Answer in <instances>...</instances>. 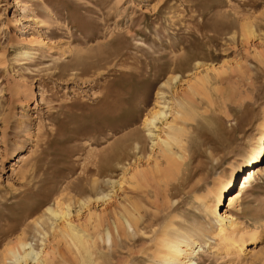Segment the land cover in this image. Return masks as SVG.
I'll use <instances>...</instances> for the list:
<instances>
[{
  "label": "rangeland",
  "instance_id": "374dc122",
  "mask_svg": "<svg viewBox=\"0 0 264 264\" xmlns=\"http://www.w3.org/2000/svg\"><path fill=\"white\" fill-rule=\"evenodd\" d=\"M157 102L167 116L148 137ZM172 107L193 112L174 120ZM263 121L264 0H0V264L24 237L44 264H165L162 239L186 235L197 264H264V157L244 197L213 213ZM164 131L183 142L174 169L154 145ZM59 200L66 220L47 214ZM220 212L247 257L225 253ZM128 213L140 218L124 235Z\"/></svg>",
  "mask_w": 264,
  "mask_h": 264
},
{
  "label": "bare ground",
  "instance_id": "6f19581e",
  "mask_svg": "<svg viewBox=\"0 0 264 264\" xmlns=\"http://www.w3.org/2000/svg\"><path fill=\"white\" fill-rule=\"evenodd\" d=\"M248 34L249 35H254L252 29L250 28V30L248 29L247 30ZM251 37V36H250ZM102 56V55H101ZM95 57V56H94ZM99 58V57H97ZM81 60V59H79ZM85 60H88L85 59ZM82 61V60H81ZM79 63V62H78ZM87 64V63H86ZM86 64H82L83 65H86ZM91 64V63H90ZM224 65L222 66L223 67V71L222 73H225L226 71V67L227 66H230V63L227 62V61H224L223 63ZM81 65V64H80ZM70 66V65H69ZM62 71V70H61ZM76 72V71H75ZM176 80V78H175ZM172 81V80H171ZM204 81V80H203ZM190 89H193V88H190ZM194 90V89H193ZM197 91V90H196ZM196 93V92H195ZM159 98V100H163V96L164 94L163 93H160L157 95ZM178 104V103H177ZM181 106V104H178V106ZM161 104L160 102H157V109L154 110L153 112H151L149 114V116H146L144 122H143V125L146 129V133H147V136L148 137H153L155 134H154V130L153 129H156L157 128V123L161 120H163L164 118H166V111L164 108H161L160 107ZM173 106V105H172ZM175 106V104H174ZM179 106V107H180ZM181 108V107H180ZM188 108V107H186ZM190 108V107H189ZM185 112V114H187V110L189 111L190 110V113H191V108L190 109H187L185 111V108H182ZM181 109V111H182ZM193 112V111H192ZM189 113V112H188ZM189 113V114H190ZM171 116L174 117V120H176L178 117H183L184 119L186 118L189 119L190 118V115L187 114V115H184V113H181L179 109L175 108V107H172L171 108V112H170ZM193 114V113H192ZM188 116V118H187ZM179 119V118H178ZM173 127V124H170L168 125V129L170 131L168 132H171L172 131V128ZM261 127L263 129V132H262V136H261V139L259 141V146H257V149L254 151L253 153V164L252 166H249L247 168V170L244 172V174L242 175L241 179L237 182V176L235 175L231 182H229L228 185L225 186V184H223L222 182H220L221 186H220V189H219V196H218V200H217V204L215 205V208H214V211L213 213H216L217 209L219 206H222L224 203L223 202V199L225 197L224 194H227V193H230V192H233L232 194H229L228 197L226 198V200L229 198V204L228 206L229 207H234L236 205L237 202L240 201V199L242 197H244V193L246 192V190L250 187V185L253 183V181L255 180V177L258 173L261 172L260 168H259V165L260 163L262 162V159L264 157V121L263 123L261 124ZM167 129V130H168ZM258 129V128H257ZM167 132V133H168ZM176 132V131H175ZM173 132V133H175ZM164 133L165 136H162V135H157V142L154 143V145L158 148H160V150L162 151L163 155H167L170 160H169V163H170V169H174L175 167L177 168V163H178V160L181 161L183 160V157L182 155L180 156H175L176 154L178 153H175L173 151L174 147H179L181 148V145H182V141H181V138L179 137V135H173L171 133H168V134H165V131L162 132ZM177 134V133H176ZM139 140V139H138ZM139 143V142H138ZM136 145V144H135ZM183 146V145H182ZM140 147V146H139ZM138 147V144H137V148ZM135 147V149H137ZM183 148V147H182ZM134 149V150H135ZM184 149V148H183ZM139 151V150H138ZM184 152V151H183ZM164 157V156H163ZM186 158H184L185 160ZM168 163V164H169ZM182 164V163H181ZM185 164V163H184ZM179 165V164H178ZM139 166V165H138ZM158 166V164H157ZM156 166V167H157ZM169 166V165H168ZM167 166V167H168ZM182 165H180L181 167ZM137 167V166H136ZM154 167V169L156 168ZM166 167V168H167ZM179 167V168H180ZM169 168V167H168ZM167 168V169H168ZM182 168V167H181ZM159 167L156 169L157 170V173H159L158 171ZM136 173H133L132 175V178L134 179L138 174L140 173H137L138 172V169H136ZM140 170V169H139ZM148 170V169H147ZM155 170V172H156ZM160 170V169H159ZM178 170V169H177ZM182 170V169H180ZM152 171V170H151ZM161 171V170H160ZM172 171V170H171ZM141 172V171H139ZM154 172V173H155ZM180 172V171H179ZM164 173H166V169H164ZM170 173V171H169ZM137 174V175H136ZM143 175V173H141ZM152 174V172H151ZM164 174V176H165ZM177 176L179 173H177ZM168 176L166 177H169L170 174H167ZM210 175V174H209ZM176 176V177H177ZM189 176V175H188ZM143 177V176H142ZM171 177H172V174H171ZM180 177V176H178ZM146 178V177H145ZM148 178V177H147ZM165 178V177H163ZM185 178V177H184ZM188 178V177H187ZM132 179V180H133ZM142 179V178H141ZM170 179V178H169ZM169 179H168V183H169ZM177 179V178H176ZM175 179V180H176ZM179 179V178H178ZM190 179V178H189ZM143 180V179H142ZM149 180V179H148ZM165 180V179H164ZM171 180V179H170ZM181 180H185V179H181ZM209 180V176L207 178H205V181L207 183V181ZM174 181V180H173ZM150 182V181H149ZM140 183V182H139ZM146 182H144L145 184ZM167 183V181H166ZM184 183V182H182ZM147 184V183H146ZM138 185V184H137ZM187 185V184H186ZM168 186V185H167ZM224 186V187H223ZM144 191V190H143ZM167 203V202H166ZM135 204V203H134ZM168 205V204H167ZM56 206H57V209H55L56 207H50L47 209V214H49L51 217L53 218H58V219H64L66 220V217L69 216L68 213L69 212H66L64 210V208H62V204H61V201H57L56 203ZM64 207V206H63ZM134 207V206H133ZM136 211H139L140 208H137L135 207ZM70 210V209H69ZM129 211V210H128ZM133 211V210H132ZM136 211L135 214H136ZM126 212V211H125ZM133 212V214H134ZM140 212V211H139ZM131 213V212H130ZM138 213V212H137ZM70 214V213H69ZM134 215L132 214H126V216L123 215L122 217V221H124V223H121L120 226L122 227V231H123V234L125 235V230H124V227L125 225L129 227H132L134 226V229H135V225H136V218H140V217H136L135 219L133 218ZM137 216H140V214L138 213ZM229 214L227 212H223L219 214V217H218V224H219V227H220V231H219V234H222L223 235V239L224 241H226L228 243V247H227V250H226V254H229V255H235V256H244V257H247L248 255H250V253L253 251L252 248H246L245 246V238H243L242 236L239 237V232H238V227L240 228L239 224H238V227L235 226V223L233 221H228L229 219ZM69 219V218H68ZM97 219V218H96ZM54 220V219H53ZM63 221V220H62ZM69 221V220H68ZM237 222V221H236ZM65 223V222H64ZM71 222H67L65 223L66 228V233H64L65 235V239H68L71 241V243L79 250V251H83L86 255L89 256V250L87 248V243L85 242L83 236L79 235V232H76V230L74 229V227L70 224ZM139 223V222H138ZM119 225V224H118ZM36 226H37V232L40 234V235H43V237H45L46 234H44V232L42 231V228H41V222L38 224L36 223ZM56 226V225H55ZM235 226V227H234ZM137 227V226H136ZM41 229L40 231L38 229ZM127 228V229H128ZM61 229V228H60ZM228 229H230L231 231L229 232ZM121 229H119L120 231ZM241 230V229H240ZM42 231V233H41ZM60 231V230H58ZM128 231V230H126ZM138 231V230H137ZM165 232V231H164ZM47 233V232H45ZM59 233V232H58ZM127 233V232H126ZM250 234V233H249ZM260 233L257 232V234L254 232V234H251L249 235V241L252 243L251 245H256L258 243V240H260V238L258 237ZM48 235V234H47ZM63 235V234H62ZM128 235V234H127ZM63 236V237H64ZM109 236V235H108ZM121 236V235H120ZM181 236V235H180ZM166 237V236H165ZM164 238V236H163ZM171 238V237H170ZM168 236L167 238H164L162 239L163 241L161 242V246H162V249H164L163 251H161L162 253H160L162 255V259L164 261L165 264H197L195 262L196 258L198 257V253L199 251L201 250V248L199 247H196V248H190L192 246H194L195 244H193V239L191 240L190 236L188 237L187 235L185 237H183L182 239L179 238V241H175L177 240L176 238L174 240H172L173 238L170 239ZM248 238V236H247ZM45 239V238H44ZM260 243V242H259ZM258 243V244H259ZM67 244V243H66ZM193 244V245H192ZM184 248H190L189 249V252L187 251V249H184ZM249 249V250H248ZM44 250V249H43ZM43 250L41 252H38L35 250L34 248V245L29 242L27 240V237H24V238H20L18 239V241L13 244L11 247H9L6 251H5V254H4V262H6L5 264H28L29 262L33 263V264H44V259H43V255H45L43 252ZM91 252V251H90ZM85 255V256H86ZM91 255V253H90ZM48 256V253H46L45 257ZM44 257V258H45ZM49 257L45 258V260L47 261ZM88 258V257H87ZM9 262V263H7ZM46 263V262H45Z\"/></svg>",
  "mask_w": 264,
  "mask_h": 264
}]
</instances>
